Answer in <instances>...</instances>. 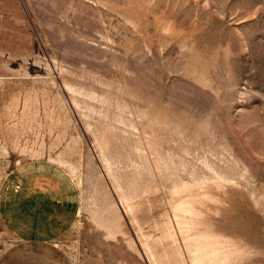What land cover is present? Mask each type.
Returning <instances> with one entry per match:
<instances>
[{"label": "rangeland", "instance_id": "rangeland-1", "mask_svg": "<svg viewBox=\"0 0 264 264\" xmlns=\"http://www.w3.org/2000/svg\"><path fill=\"white\" fill-rule=\"evenodd\" d=\"M30 160L74 218L1 253L264 264V0H0V161Z\"/></svg>", "mask_w": 264, "mask_h": 264}, {"label": "crops", "instance_id": "crops-1", "mask_svg": "<svg viewBox=\"0 0 264 264\" xmlns=\"http://www.w3.org/2000/svg\"><path fill=\"white\" fill-rule=\"evenodd\" d=\"M72 180L46 161H0V228L25 248L52 243L74 218ZM7 253L0 252V264H27L26 253Z\"/></svg>", "mask_w": 264, "mask_h": 264}]
</instances>
